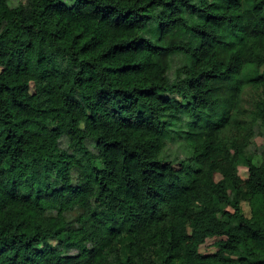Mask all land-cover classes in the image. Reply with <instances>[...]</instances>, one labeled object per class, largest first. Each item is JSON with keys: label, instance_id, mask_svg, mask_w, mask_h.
<instances>
[{"label": "trees", "instance_id": "obj_1", "mask_svg": "<svg viewBox=\"0 0 264 264\" xmlns=\"http://www.w3.org/2000/svg\"><path fill=\"white\" fill-rule=\"evenodd\" d=\"M0 264H264V0H0Z\"/></svg>", "mask_w": 264, "mask_h": 264}, {"label": "rangeland", "instance_id": "obj_2", "mask_svg": "<svg viewBox=\"0 0 264 264\" xmlns=\"http://www.w3.org/2000/svg\"><path fill=\"white\" fill-rule=\"evenodd\" d=\"M7 2H8L10 7H16V6H18V5L22 4V3H25L26 0H7ZM257 142L259 144H262L263 143V139L261 137H258L257 138ZM240 172H241L242 176L246 177V175H247V169L246 168H244L243 166L240 167ZM242 208H243V210L245 211L246 214H250L251 209H250V206H249L247 201H244L242 203Z\"/></svg>", "mask_w": 264, "mask_h": 264}]
</instances>
